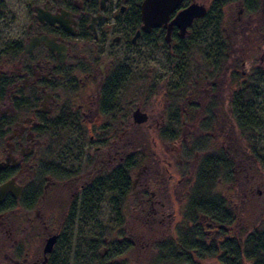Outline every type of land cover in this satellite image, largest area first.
Returning <instances> with one entry per match:
<instances>
[{
  "label": "flooded vegetation",
  "instance_id": "af4514ba",
  "mask_svg": "<svg viewBox=\"0 0 264 264\" xmlns=\"http://www.w3.org/2000/svg\"><path fill=\"white\" fill-rule=\"evenodd\" d=\"M25 1L24 29L12 42L0 46V264H82L85 250L82 249L81 240L97 230L100 223L99 207L105 201L95 202L85 211L83 205L97 191V181L102 175L114 171L119 163L126 166L129 164L131 147L130 142L124 140L126 130L134 124H145L151 118L150 111L142 107H150L152 98L147 100L145 96L141 97L138 103L130 99L128 87L133 73L128 54L141 51L139 66L145 74L142 73L140 81L150 79L166 86L168 79L158 80L155 73L151 79L155 68L145 67L141 60L155 67L157 62L154 64L153 56L146 55H153L158 44L163 50V42L169 59L172 58L173 48L179 47L185 40H194L195 37L197 41L200 36L198 33L208 29L203 25L207 13L192 22L185 36H180L178 28L173 26L168 44L164 42V29L152 28L148 32L141 30L140 6L144 0ZM190 1L183 0L170 19ZM211 1L213 6L221 1H231L237 8L233 24L221 28L222 44H219L220 50L214 56L218 58L225 50V55L228 51L230 54L234 41L249 44L251 48L264 44V0ZM210 9L207 8V12ZM2 10L0 6V14ZM26 46L30 48L27 53ZM173 66L177 69L176 63ZM172 76L173 70L168 78ZM216 80L214 78L210 83L207 81L208 88L182 89L181 93L177 88L167 90H175L176 93L169 95L170 98L164 96L165 108L160 112L158 128L175 130L179 126L192 127L195 135L190 137L191 140L206 144L209 137L212 142H217L213 145V150L216 149L214 152H208L210 145H207V155L202 154L201 157L221 159L228 155L227 127L231 129L230 133L235 130L234 135L239 136L240 132L236 121L230 119L231 122H227V101L233 100L236 91L227 94L224 89L213 88ZM162 87L160 84L153 95L161 92ZM130 109L133 110L128 114ZM136 110L145 114V121L140 124L134 122L132 116ZM255 117L259 119L262 116L256 114ZM99 120V127L122 129L121 136L111 140L109 137L98 138L97 141L107 145L105 148L96 146L93 152L103 157L98 156L91 164L86 162L85 167L90 170L83 173L76 166L79 156L75 153V143L83 140L81 135L87 131V127ZM56 129L74 130L77 136H47ZM178 140L179 137L175 136L173 142ZM183 140L189 152L188 146L195 141H190L188 136ZM183 140L180 138L181 146ZM87 141H93L92 134ZM239 146L236 143L233 150L241 159ZM115 154L119 155L118 159H115ZM160 165L159 159L153 163V169L150 165L141 168L138 176H145L142 178L144 185L139 190L141 192L135 195L133 208L137 216L134 220L139 227L149 225L151 230L163 232L165 220L170 219L175 192L170 196L172 188L170 192L166 182L171 175L166 176L167 169ZM237 171L236 167L232 172L237 175ZM149 182H155L154 189H148ZM134 184L132 180L126 199L119 203L124 208L131 204L127 199L135 193ZM52 188H59L66 194L68 204L63 206L59 214L51 207L56 203L54 201L48 202L43 210L40 209L45 193ZM107 203L109 207L110 203ZM147 205L151 214L144 210ZM225 208L233 213L231 209L237 210L238 206L231 202ZM185 213L182 214L184 219H180L171 233L161 234L162 251L168 257H183V264H199L190 255L191 252H198L196 258L204 257L205 264L210 260L211 246L209 240L206 242L209 232L202 231L200 222L205 220L207 228L215 226L223 231L226 226L211 224L203 215L195 217L189 200ZM126 221L124 216L121 227L123 231H119L120 227L112 229L114 216L108 219L110 225L108 233L103 237L104 247L96 250L103 258L111 249L113 257L107 264L117 262L122 252L132 248L131 244L138 246L130 237L134 232L127 229ZM114 234L117 241L112 245L109 239ZM220 234L225 236L226 232ZM52 236L55 237L52 249L44 253V244ZM228 240L231 241L224 240L226 245H218L222 247L213 255L218 256L220 264L232 260L227 258V250L223 249L227 248ZM126 245L129 247L124 248ZM164 253L159 260L165 259ZM86 261L89 262V258Z\"/></svg>",
  "mask_w": 264,
  "mask_h": 264
},
{
  "label": "rangeland",
  "instance_id": "374dc122",
  "mask_svg": "<svg viewBox=\"0 0 264 264\" xmlns=\"http://www.w3.org/2000/svg\"><path fill=\"white\" fill-rule=\"evenodd\" d=\"M197 1L203 3L205 6H208V9L212 8L213 6L211 0ZM26 5L27 1L25 0H0V6L3 8L0 14V46L12 42L17 37L19 32L24 29L26 25ZM221 5L219 18L220 30L224 26L230 27L233 24L232 21L235 20L237 11L234 3L231 1H222ZM207 36L208 34L206 32L204 37H202V40H199H204L205 43L201 42L198 46L195 45V37L194 40L193 38L190 40H185V42L182 44L183 47L185 46L188 48H185L187 54L186 59L183 54L182 59L190 65L191 80L196 82L198 78L201 79L205 74H209L206 76V81H200V88H208L209 85L207 84V81L210 83L213 80L211 77H214V75L218 74L216 76L218 78L214 88L224 89L227 94H229V92L231 93L232 91L239 92L241 82L248 80L251 76L255 77L254 74L257 72V70L259 68H264V44H260V47H257L256 45L254 48H251L249 44L243 45L242 43H235L234 41L230 47V54L225 55V50L223 54L220 55L219 61L220 64L222 63L223 65L221 64L222 71H218V66H212V60L205 59V47L208 46L207 40H209L210 34L208 37ZM253 41L257 42L256 39ZM158 45L159 46L154 50L153 55L149 53L146 55L147 57L153 56L154 64L157 62L155 67L154 65H150L149 62L146 63L144 60L141 61L144 62L145 67L155 68V71H153V74L151 75V79H153L155 74L158 76V80L162 79L161 81H163V79H168L166 86H164L163 83L149 81L150 79L145 80V82L140 81V77L143 73V69L140 71L139 66L141 51L136 53L132 51L131 54H128L129 61L132 63L131 67L133 73L130 88L128 87L129 94L131 95L130 99L133 100L134 103H138L139 101L137 100L141 97L144 98L145 96L144 99L147 100L152 98V103L148 108L142 107L143 110L150 111L151 118L145 124H134L131 128H128V130H126L127 133L125 134L124 140L127 142L134 140L140 143V148L146 152L149 159H145L144 162L137 161L138 165L133 168L132 171H130L131 179L135 181L133 189L135 193L132 197L128 196L127 201H129L131 204H129L124 210V213L126 214L125 218H127L125 225L127 226V229L130 228L132 232H134V235L130 237L135 243L138 244V246L134 247L133 244H131L132 248L122 252L121 255H119L121 257H118L117 262L113 264H153L155 261V264H183V257L178 258L176 255L168 257L162 251V246L160 245L162 242L160 241V238L163 236H161V234L171 233L173 227L177 226L180 219L183 218L182 214H186L185 207L187 206L188 200L192 195V190L195 184V177L193 175L196 170L195 167L197 165V160L202 158V154L207 155V145H210L208 152H214L216 150H213V145L217 144V142H212L209 137L206 139V144L199 142V140H191L190 137L195 135L194 129L192 127H177L171 133L175 134L176 137H179V140L176 143L173 142L174 139L164 138V131H162V128H158L160 112L165 108L163 105L164 98H170L168 97L169 95L171 96L176 93L175 90L171 92H168L167 90L178 88L177 90H179L181 93L182 89H184L180 87L176 81L178 76L177 74H174V76H172L170 79L168 78L171 70L177 72L176 67L173 66L174 59H168V55L164 51L165 45L163 42V50L161 45ZM189 45L192 46L190 47ZM113 49L116 51L115 48ZM228 50L229 48L227 51ZM242 63L244 66H242ZM180 70L181 69H179V71ZM144 74L145 73H143V75ZM160 84L163 85L161 92L158 91L155 95H153V93L158 90ZM253 100L255 109L264 110V83L261 84L258 94ZM231 107V101L228 100L226 107L228 116L227 118L234 122L231 115H233L235 112L231 109ZM132 110L133 109H130L128 114H130ZM258 114L262 117L257 119V121L254 120L256 122V128L249 131L246 137L242 134L239 136L236 134L235 138L233 139L234 144H240L238 149L242 151V154L244 152V155H242V157L240 156L241 159L238 158L239 161L238 159L234 161L230 159L231 168L234 169V167H237V175L233 174V176H230L223 173L216 175V182L211 190L212 195L216 196V199H221L224 203V206H227L231 202H235L238 208L237 210L231 209L234 219L229 224V226L224 228V231L226 232L225 236L218 233L219 229H216L215 226L207 228L206 223H204L205 220L200 222L202 231L209 232L207 233L210 236L208 235L206 237V242L208 243L209 240L210 246L212 244L221 245L222 243L226 245L224 240L230 239L231 242L235 244V246L238 245V247L241 249L243 247L245 237L248 234L264 231V113L262 112ZM100 123L101 120L97 121L94 125L90 124L89 127H87V131L81 135V139L83 140L77 141L75 143V153L77 157L79 156L76 166H79L83 173L90 170L89 167H85L86 162L91 164L98 156L103 157L102 154L93 152V149L96 146L105 148L107 145V143L104 144V142L97 141L98 138L101 139L103 137H109V140H111L116 139L117 136H121L122 129L119 128L113 130L112 127H99ZM257 125L261 126L258 128ZM165 133L168 134L169 132L165 131ZM90 134L93 136L92 142L87 141V138ZM130 135H132V137H130ZM47 136L76 137L77 133L74 130L56 129V131L49 132ZM186 136H188L190 141H195L194 143H190L191 145L188 146L189 152L187 151V148H185L186 143L185 140H183V138ZM180 138L183 140L182 146L180 145ZM124 150H126V148ZM115 157V159H118L119 155L115 154ZM159 159L161 164L160 166L167 169L166 176L168 174L171 175L170 180L166 182L170 192L172 188L170 196L175 192V195H173L172 198L173 205L170 208V219L165 220L163 232H159L155 229L151 230L149 225H146V227H139L138 222L134 220V218L137 216L133 208V200L141 192L139 190L144 185L142 178L145 176H138L141 172V168L145 165H152L153 169V163ZM158 183L160 182L158 181ZM149 184V190L155 188V182H149ZM51 201L56 202L52 204L51 207H53V210L58 214L61 212L63 206L68 204L66 203V194L59 188H52L48 193H45L44 200L40 203V209L43 210L45 206L48 205L47 203ZM41 205L43 206L41 207ZM107 207V201L102 202L99 207V222L102 224H109L108 219L113 217V213L108 210ZM144 210L147 211V213H150L148 205ZM148 218L150 219V217ZM173 218L175 219L174 221ZM152 226H154V224H152ZM116 227L121 228V226H116L113 224L112 229ZM84 240L85 238L83 237L81 240L82 244ZM116 241L117 236L114 234V237H110L109 242L111 244H116ZM162 252L166 256L165 259L157 260V258H160V255L163 254ZM198 254V252H195L194 254L191 252L190 255L194 259V262L203 264L204 257L197 259L196 256H198ZM208 258L210 260H207L205 264H220L218 261V256H210ZM232 261L233 260H227L225 261V264H232Z\"/></svg>",
  "mask_w": 264,
  "mask_h": 264
},
{
  "label": "trees",
  "instance_id": "16d2710c",
  "mask_svg": "<svg viewBox=\"0 0 264 264\" xmlns=\"http://www.w3.org/2000/svg\"><path fill=\"white\" fill-rule=\"evenodd\" d=\"M220 3H222V1L216 3V5H214L209 12H206L207 15L203 19V25L208 29L204 32L201 31V33H198L200 36L198 40L195 41L196 46L200 45L201 42L205 43L204 40H199H202V37H204L206 32L208 36L210 34V38L207 40L208 46L205 47V59L212 60V66H218V71L221 70V66L223 65L222 63V65L220 64V61H218L220 56L218 55V58L217 56H214L219 52V44H222L223 38L222 32L219 29V9H221L220 7L222 6ZM185 48L186 47H183L182 44L179 47L176 46L175 49L173 48L171 57L174 59L173 63H176L177 65V72L174 71V74L178 75V84L180 87L184 89H191L190 87H192V89H197L201 86L200 81L207 79L206 77H202L201 79L198 78L196 82L191 80L190 65L182 59V54L186 59V49L188 48ZM179 69L181 70L179 71ZM254 75L255 77L251 76L248 80L241 82L239 88L240 91L233 93V100L231 101L233 111L235 112L232 115V118L236 121L240 135H245V137L249 131L256 128V122L254 120L257 121L258 119L255 117L256 114H258L257 111L264 112L263 109H255L253 100L258 94L261 84L264 83V68H259ZM214 78L218 77H211V79ZM1 85L2 79H0V94L2 93ZM212 87L214 88V86ZM227 122L229 123L231 120L228 119ZM260 126L261 125H257L258 128ZM162 131H164L163 136H167V139H175V134H173V137L171 135L174 129L164 128ZM165 131H168L169 133L166 134ZM230 131L231 129L227 127V156L221 159L217 157L214 158L211 156H205L197 160L196 170L193 175L195 177V184L192 190L191 198L189 199V206L195 216L203 215L209 223L226 227L233 221L234 216L230 212L229 208H225L221 199H216L217 197L212 195L211 190L216 182V175L223 173L225 175L233 176L232 171L234 169L230 166V159L234 161L238 159V156L233 150V147L235 146L233 143L235 135L233 132L230 133ZM130 137H132V135H130ZM130 147L131 151L129 155V164L126 166L123 163H119L115 166L114 171L102 175L97 181V191L94 192L90 198L88 197L89 200L85 201L82 208L85 211L90 209L91 205L95 202L98 203V201H107L110 203V206L107 208L113 211L114 225L121 227L125 216V213L123 212L125 208L119 203L126 199L132 184V179L130 174H128V171H132V169L138 165L137 161L144 162L145 159H149L146 152L140 148V143L132 140L130 142ZM229 154L231 155L229 156ZM242 155H244V152ZM150 167L152 169V165H150ZM222 170H224V172ZM87 201L88 204H86ZM108 225L110 224L99 223L95 233L84 236L85 240L82 244V249L85 251L83 252L82 264H107L113 257V253L110 252L111 249L104 255L103 258L100 257L99 252L96 253L97 249L104 247L103 237L108 233ZM119 231H123L122 228H120ZM223 232V229L218 231V233ZM128 247L129 246L126 245L124 248ZM221 247L222 246L219 248L218 245L212 244L209 249L210 255H216ZM223 249L227 250V258H231L233 260L232 264H264V231L248 234L245 237L243 247L241 249L238 246H235L231 241H228L227 248L223 247ZM200 256L202 257V255ZM87 258H89V262L86 261ZM92 258L94 259L92 260ZM219 258H221V256ZM157 260H159V257ZM155 262H153V264H155Z\"/></svg>",
  "mask_w": 264,
  "mask_h": 264
},
{
  "label": "water",
  "instance_id": "95a60500",
  "mask_svg": "<svg viewBox=\"0 0 264 264\" xmlns=\"http://www.w3.org/2000/svg\"><path fill=\"white\" fill-rule=\"evenodd\" d=\"M183 0H144L140 6V17L142 20L141 30L148 32L152 28H162L165 30L164 42L170 43V32L173 26H176L180 36L187 34V28L190 27L195 19H200L206 15L207 6L200 2L191 0L183 9L177 11L170 19L174 10ZM29 46L25 47V53L29 52ZM134 122L140 124L145 121V114L139 110L132 114ZM3 193H1L2 197ZM1 199V198H0ZM55 237H49L43 247V252H50Z\"/></svg>",
  "mask_w": 264,
  "mask_h": 264
}]
</instances>
